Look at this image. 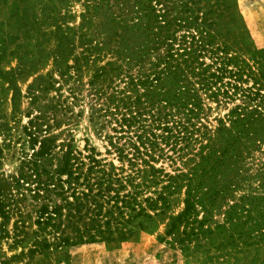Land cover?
I'll return each mask as SVG.
<instances>
[{"label":"trees","instance_id":"16d2710c","mask_svg":"<svg viewBox=\"0 0 264 264\" xmlns=\"http://www.w3.org/2000/svg\"><path fill=\"white\" fill-rule=\"evenodd\" d=\"M71 1L11 0L0 19V93L28 145L0 172V239L28 200L30 253L145 232L202 263L264 264V163L249 160L264 145V47L236 0H82L76 25ZM237 99L211 127L209 103ZM85 108L117 164L77 149L68 126Z\"/></svg>","mask_w":264,"mask_h":264},{"label":"rangeland","instance_id":"374dc122","mask_svg":"<svg viewBox=\"0 0 264 264\" xmlns=\"http://www.w3.org/2000/svg\"><path fill=\"white\" fill-rule=\"evenodd\" d=\"M9 1L11 0H7L5 5L0 6V19L6 18ZM81 1L72 0L70 3L71 12L75 15L70 22L71 25H76L79 22L77 14L81 11ZM236 4L253 44L257 47H264V0H236ZM12 48L13 44H10L8 49ZM6 61L9 62L2 63V66L14 65L11 57L7 56ZM24 85L19 83L22 91ZM239 102L240 100L237 99L234 102L219 106L209 103L210 111L207 113L209 125L212 127L215 124L212 120L213 117H221L229 107ZM0 115L5 116L10 129L7 138L0 135V144L6 138V146L1 144L3 150L0 160V172L5 177H11L17 171L22 152H28L26 138L21 130L26 118L23 115H16L11 118L8 100H5L1 93ZM68 128L78 150H82L85 144L92 146L99 153L100 158L117 164L112 155L105 154V141L99 135L94 124L89 121L86 108L83 110L81 117L72 120ZM249 160L252 163L251 171L264 163V145H260L258 150L253 151ZM164 167L167 171H170V167L166 163H164ZM18 205L21 209V217L18 218L14 213L10 214L7 224L8 236L0 239V255L9 260L10 264H208L200 262L201 258L199 257L186 256L178 248L157 241L156 233L145 232H139L121 242L83 243L62 248L50 247L43 251L30 253L28 250L31 248L33 239L31 232L35 229L33 225L34 208L32 202L28 200ZM13 222L24 229L27 236H15L16 231L12 228ZM159 231L161 230L159 229ZM48 240L52 241L50 236ZM261 254V248L256 250L250 248L243 256L246 261L251 259L260 260Z\"/></svg>","mask_w":264,"mask_h":264}]
</instances>
